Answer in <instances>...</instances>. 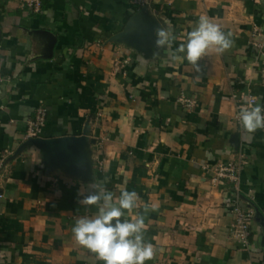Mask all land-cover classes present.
<instances>
[{
    "label": "crops",
    "instance_id": "obj_1",
    "mask_svg": "<svg viewBox=\"0 0 264 264\" xmlns=\"http://www.w3.org/2000/svg\"><path fill=\"white\" fill-rule=\"evenodd\" d=\"M42 3L0 0V264H103L72 232L98 211L80 203L93 184L139 194L156 250L145 264H264V129L237 118L249 94L264 106V0ZM202 16L233 45L193 65L176 50ZM38 105L47 120L28 140ZM226 161L236 185L217 175ZM236 202L253 214L248 247L232 234Z\"/></svg>",
    "mask_w": 264,
    "mask_h": 264
},
{
    "label": "clouds",
    "instance_id": "obj_2",
    "mask_svg": "<svg viewBox=\"0 0 264 264\" xmlns=\"http://www.w3.org/2000/svg\"><path fill=\"white\" fill-rule=\"evenodd\" d=\"M156 37L158 48H171L175 39L166 28H158ZM232 45L230 34L226 35L220 25L202 16L197 27L188 34L187 43H182L176 53L186 52V59L196 65L209 50L223 53ZM176 53H170L171 59L182 61L185 58ZM246 104L239 112L244 130L251 134L264 129V106L255 101ZM29 151L39 152L34 147ZM92 188L94 191L80 203L96 206L98 211L94 216L80 217L75 221L72 232L76 242L94 253L103 264H145L152 260L156 250L152 243L145 242V217L139 213L133 215L139 194L124 189L117 197L96 184Z\"/></svg>",
    "mask_w": 264,
    "mask_h": 264
},
{
    "label": "built area",
    "instance_id": "obj_3",
    "mask_svg": "<svg viewBox=\"0 0 264 264\" xmlns=\"http://www.w3.org/2000/svg\"><path fill=\"white\" fill-rule=\"evenodd\" d=\"M22 7H26L31 9L34 12H40L42 9V0H18ZM134 6L141 7L150 2V0H129ZM253 34L256 36H260V32L258 29L253 31ZM253 43L257 46L261 45L259 40H254ZM180 99L187 107H192L194 100L192 97L181 95ZM255 101L258 103L257 96L255 94H249L247 96L248 103H252ZM247 106V104H246ZM240 112V110H239ZM239 112L237 113V118L239 119ZM47 120V112L46 108L43 105H38L36 107L35 113L28 120V124L26 127V131L24 133L25 139H33L40 134V131L44 127ZM240 120V119H239ZM9 152H4L0 155V171L4 167L6 159ZM239 167L232 161H226L219 165L217 169V175L219 178H224L228 182H232L236 185L239 181L240 172ZM233 210L235 212V222L232 225V234L236 238V240L241 243L243 246L248 247L250 243V237L252 233V219L253 214L249 210H245L236 202Z\"/></svg>",
    "mask_w": 264,
    "mask_h": 264
},
{
    "label": "water",
    "instance_id": "obj_4",
    "mask_svg": "<svg viewBox=\"0 0 264 264\" xmlns=\"http://www.w3.org/2000/svg\"><path fill=\"white\" fill-rule=\"evenodd\" d=\"M140 9H142V8H140ZM140 9H139V10H140ZM139 10H138V11H139Z\"/></svg>",
    "mask_w": 264,
    "mask_h": 264
}]
</instances>
